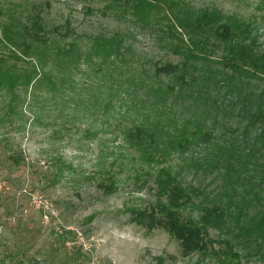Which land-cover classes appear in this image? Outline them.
I'll return each instance as SVG.
<instances>
[{
	"label": "rangeland",
	"instance_id": "374dc122",
	"mask_svg": "<svg viewBox=\"0 0 264 264\" xmlns=\"http://www.w3.org/2000/svg\"><path fill=\"white\" fill-rule=\"evenodd\" d=\"M186 1L194 8L217 7L254 21V32L264 45L260 0ZM111 2L0 0V32L8 27L18 37L23 22L38 13L51 45L77 39L84 47L94 36L121 33L129 50L109 66H121L125 74H151L155 64L181 59L168 46L166 33L141 27L117 4L104 7ZM67 22L71 31L63 37ZM9 49L0 39V56L9 55ZM215 55L220 56L221 49L216 48ZM8 59L13 61L11 55ZM96 59L82 63L80 74L70 80L71 99L44 88L35 101L20 91L27 100L9 113L0 91V264H226L213 254L185 256L180 242L163 227L148 230L130 220L133 207L155 201L153 176L162 166L180 169L179 179L203 192L193 194L198 204H211L204 194L214 198L222 180L217 171L205 169L204 161L197 169L191 150L160 155L152 162L143 159L125 134L142 120L140 108L128 109L134 99L114 100L108 108L89 104V90L103 79L111 81L104 74L109 68L98 67ZM100 96L103 101L105 93ZM230 135L228 131L225 138ZM190 149L198 151L197 157L206 152L202 144ZM110 182L112 191L100 186ZM183 211L196 216L199 210L189 206ZM222 234L230 236L210 229L215 238ZM243 264L264 260L253 255L243 258Z\"/></svg>",
	"mask_w": 264,
	"mask_h": 264
},
{
	"label": "trees",
	"instance_id": "16d2710c",
	"mask_svg": "<svg viewBox=\"0 0 264 264\" xmlns=\"http://www.w3.org/2000/svg\"><path fill=\"white\" fill-rule=\"evenodd\" d=\"M114 4L141 27L166 33L168 46L181 59L157 63L151 74H125L121 66H109L129 50L121 33L94 36L84 47L77 39L51 45L37 13L23 22L18 37L8 27L0 32L10 46L9 55L0 56L4 107L11 113L23 106L27 96L20 91L38 101L44 88L71 99L70 80L80 74L82 63L98 58V67L109 68L104 74L111 81L103 79L96 92L94 86L89 90V104L108 108L114 100L134 99L128 109L140 108L142 120L125 134L143 159L152 162L191 150L197 169L204 161L205 169L217 171L222 180L214 198L204 194L211 204H198L193 194L203 192L189 189L179 179L180 169L162 166L153 176L155 201L133 207L130 220L148 230L163 227L185 256L213 254L226 264H243L253 255L264 260V45L254 32L255 22L217 7L194 8L186 0H112L104 7ZM257 8L264 10V0ZM70 29L67 22L61 35L67 37ZM192 144H202L206 152L194 156L198 151L190 149ZM100 186L112 191L114 182ZM189 206L199 210L196 216L184 214ZM211 228L230 236L215 238Z\"/></svg>",
	"mask_w": 264,
	"mask_h": 264
}]
</instances>
